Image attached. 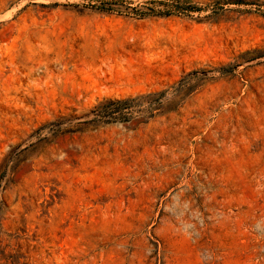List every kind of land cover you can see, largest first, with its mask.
Returning <instances> with one entry per match:
<instances>
[{
  "label": "rangeland",
  "instance_id": "1",
  "mask_svg": "<svg viewBox=\"0 0 264 264\" xmlns=\"http://www.w3.org/2000/svg\"><path fill=\"white\" fill-rule=\"evenodd\" d=\"M97 1L0 0V264H264V0Z\"/></svg>",
  "mask_w": 264,
  "mask_h": 264
},
{
  "label": "trees",
  "instance_id": "2",
  "mask_svg": "<svg viewBox=\"0 0 264 264\" xmlns=\"http://www.w3.org/2000/svg\"><path fill=\"white\" fill-rule=\"evenodd\" d=\"M117 0H100L94 5H91L95 10L107 13H121L122 11L115 8ZM227 3L244 4L240 0H225ZM195 6H192L186 1H175L167 4L164 9L152 10L150 13H136L135 16L143 18L150 15L157 16H171V15H186L188 13L197 11ZM157 96V100L151 102L148 106H144L143 101L147 97ZM162 96L164 92L159 94H150L148 96H140L135 98H120V99H107L96 106L92 111L93 118L84 122L92 126L99 124H112V123H129L135 120V114L143 116L141 119L148 120L155 116V111L160 110L162 104ZM63 122L59 121L52 123L56 129L52 130V135L57 137L59 135L75 133L83 130L82 123L74 126H63Z\"/></svg>",
  "mask_w": 264,
  "mask_h": 264
}]
</instances>
